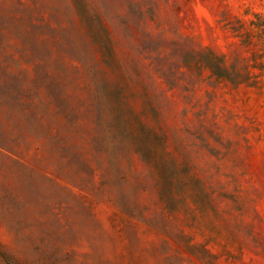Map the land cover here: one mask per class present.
I'll return each instance as SVG.
<instances>
[{"label": "rangeland", "instance_id": "1", "mask_svg": "<svg viewBox=\"0 0 264 264\" xmlns=\"http://www.w3.org/2000/svg\"><path fill=\"white\" fill-rule=\"evenodd\" d=\"M0 264H264V0H0Z\"/></svg>", "mask_w": 264, "mask_h": 264}]
</instances>
